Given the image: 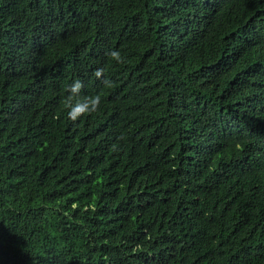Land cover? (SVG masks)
Segmentation results:
<instances>
[{
    "label": "trees",
    "instance_id": "16d2710c",
    "mask_svg": "<svg viewBox=\"0 0 264 264\" xmlns=\"http://www.w3.org/2000/svg\"><path fill=\"white\" fill-rule=\"evenodd\" d=\"M0 264H264V0H0Z\"/></svg>",
    "mask_w": 264,
    "mask_h": 264
},
{
    "label": "clouds",
    "instance_id": "9594fccd",
    "mask_svg": "<svg viewBox=\"0 0 264 264\" xmlns=\"http://www.w3.org/2000/svg\"><path fill=\"white\" fill-rule=\"evenodd\" d=\"M107 55L116 61H120V52L117 50H110ZM94 75L99 79L103 76V69L97 68ZM105 86H110L111 82L103 79ZM83 82L80 79H75L68 87V95L65 98V105L67 107V118L73 122L82 118L86 114H91L97 111L101 104V95H83L82 94Z\"/></svg>",
    "mask_w": 264,
    "mask_h": 264
}]
</instances>
